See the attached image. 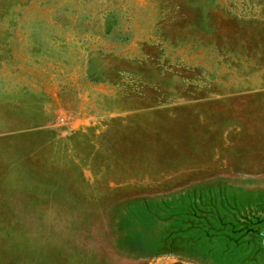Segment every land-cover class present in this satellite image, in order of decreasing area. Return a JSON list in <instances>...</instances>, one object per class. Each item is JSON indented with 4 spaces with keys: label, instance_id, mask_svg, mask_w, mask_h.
I'll use <instances>...</instances> for the list:
<instances>
[{
    "label": "rangeland",
    "instance_id": "1",
    "mask_svg": "<svg viewBox=\"0 0 264 264\" xmlns=\"http://www.w3.org/2000/svg\"><path fill=\"white\" fill-rule=\"evenodd\" d=\"M0 264H264V0H0Z\"/></svg>",
    "mask_w": 264,
    "mask_h": 264
}]
</instances>
